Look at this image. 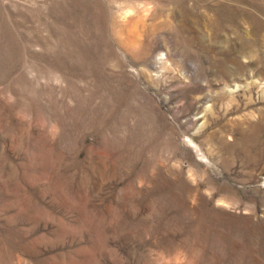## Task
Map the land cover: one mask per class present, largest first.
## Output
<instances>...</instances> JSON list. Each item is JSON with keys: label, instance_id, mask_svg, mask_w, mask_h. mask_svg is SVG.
I'll use <instances>...</instances> for the list:
<instances>
[{"label": "rangeland", "instance_id": "obj_1", "mask_svg": "<svg viewBox=\"0 0 264 264\" xmlns=\"http://www.w3.org/2000/svg\"><path fill=\"white\" fill-rule=\"evenodd\" d=\"M0 264H264V0H0Z\"/></svg>", "mask_w": 264, "mask_h": 264}, {"label": "bare ground", "instance_id": "obj_2", "mask_svg": "<svg viewBox=\"0 0 264 264\" xmlns=\"http://www.w3.org/2000/svg\"><path fill=\"white\" fill-rule=\"evenodd\" d=\"M177 1H179V0H177ZM173 2H174V1H173ZM182 2H183V1H182ZM185 2H186V1H185ZM179 4H180V3H179ZM179 4H178V5H179ZM182 6H183V5H182Z\"/></svg>", "mask_w": 264, "mask_h": 264}]
</instances>
